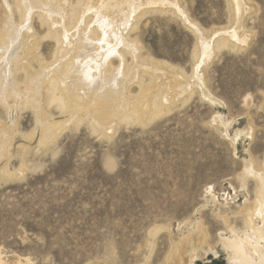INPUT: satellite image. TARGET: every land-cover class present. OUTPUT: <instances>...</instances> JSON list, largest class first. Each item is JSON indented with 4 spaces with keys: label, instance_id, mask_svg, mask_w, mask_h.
<instances>
[{
    "label": "rangeland",
    "instance_id": "374dc122",
    "mask_svg": "<svg viewBox=\"0 0 264 264\" xmlns=\"http://www.w3.org/2000/svg\"><path fill=\"white\" fill-rule=\"evenodd\" d=\"M179 2L189 18L208 32L215 26L230 31L228 0ZM4 3L0 0V27ZM252 3L255 12L245 19L252 34L249 45L222 48L203 72L208 93L223 103L206 99L201 90L207 91L199 84L170 113L146 125L123 122L113 135L94 130L85 117L65 128L54 126L44 138L63 128L57 138L40 143V126L50 118L63 121L65 113L45 94L39 104L44 115L38 114L29 98L32 91L24 88L31 80L21 68L23 62L9 70L0 65V129L10 125L13 110L18 121L8 142H3L6 154L0 157V168L6 164L9 172H25L18 178H2L0 170L4 259L11 264H169L182 246L180 240L192 232L184 223L200 219L208 241L203 244L206 248L198 247L195 264H228L220 237L227 235L226 225L219 214L226 211L233 216L231 211H239L246 198L254 199L256 176H247L245 187L240 178L247 174L246 163L252 160L260 168L264 160V0ZM40 32L41 54L51 61L53 39ZM130 36L138 40L143 56L169 61L192 74L197 39L178 14L151 12ZM245 36L243 32L241 40ZM4 52L0 62L9 50ZM131 57L127 55L128 62ZM113 59L118 66L119 59ZM29 63L34 71L41 69L37 60ZM141 75L144 85H153L148 84L149 75ZM9 79L17 82L18 91L23 88L24 100L18 108L19 99L1 92ZM137 83H129L134 95L140 94ZM85 99L90 100L88 105ZM85 99L74 97L79 116L104 107L102 101ZM219 114L232 122L230 135L248 126L252 136L243 134L233 145L224 135L225 128L213 123ZM24 143L27 148H21ZM232 223L239 229L245 225L240 217L232 218ZM209 247L218 254L203 252Z\"/></svg>",
    "mask_w": 264,
    "mask_h": 264
},
{
    "label": "bare ground",
    "instance_id": "6f19581e",
    "mask_svg": "<svg viewBox=\"0 0 264 264\" xmlns=\"http://www.w3.org/2000/svg\"><path fill=\"white\" fill-rule=\"evenodd\" d=\"M228 1L231 12L228 28L231 32L220 29L221 26H215L213 30L211 29L212 32H208L189 18L179 0H12V4L4 0L5 13L0 27V57L5 50L9 52L3 57L0 65H6L9 70L12 64L23 62L21 68L26 70L27 78L31 80L29 87L24 88H27L28 92L32 91L29 98L33 100L38 114L44 115L39 104L45 94L50 103L56 102L61 112L65 113L66 118L63 121L50 118L40 126L42 133L40 143L54 141L59 131L70 122L85 117L94 130H100L101 134L103 131L106 136L110 133L113 135L123 122H127V125L128 123L146 125L170 113L178 103L183 104L187 101L186 96H192L199 84L203 86L201 89L209 91L203 72L216 56V52L224 47L239 50L249 45L252 34L247 32L245 19L255 12L253 0ZM151 12L176 13L195 33L197 39L193 59L195 65L191 75L169 61L150 55L143 56L138 40L131 38L130 31L136 29L141 18ZM16 13L19 15L18 19ZM40 29L46 32L45 37L53 39V48H55L51 61H46L41 54L44 36L40 37ZM243 32L246 33L247 38L245 36L241 40L240 36ZM92 37H101V39L93 41ZM128 54L132 56V62L126 59ZM111 56L119 59L118 66L114 64L115 60ZM26 57L28 61H24ZM32 59L39 62L41 67L39 71H34L33 64L29 63ZM141 73L149 75L148 84L153 85H144L146 80H143ZM120 80L122 84L117 85L116 82L119 84ZM130 82H139V95L131 92L133 90L129 87ZM16 84L17 82L12 84L9 79L1 92L7 94V97L14 96L19 99L15 106L18 108L23 99V88L18 91ZM208 91L204 94L201 90L206 99L214 101L213 103H223ZM74 97L96 99L104 102V107L93 112L88 109L91 114L79 116L75 113L77 110L73 105ZM89 101L85 99V105H88ZM14 113L13 110L10 125L0 129V145H2L0 157L6 154L3 153L6 151L3 142H8V137L11 136L10 130L18 122ZM213 123L217 128L221 126L225 128L223 133L233 145L243 134L252 136V132L247 130L248 126L237 130L235 135H230L228 130L232 122L227 121L222 114H219L217 119H213ZM61 125H63L62 129L53 130L44 138L54 126ZM20 146L28 147L25 143ZM262 164L263 166L258 168L250 160L245 167L247 174L240 178L245 187L247 176H256L254 199L246 198L244 206L240 207L239 211L235 213L231 211L233 216L226 211L225 214H219L226 225L227 235L221 234L220 237L223 249L228 253V264H264V160ZM0 170L3 174L2 178L20 177L24 172L20 174L9 172L6 164L1 166ZM238 217L245 224L243 229L237 228L232 223V218ZM187 222L184 224H190L192 232L180 240L182 246L176 255L170 258L169 264H195V259L199 257L198 247L208 241V231L202 220ZM209 251L218 254L213 247L204 249L203 252L207 254ZM0 264H11L7 258L2 257L1 251ZM17 264L22 262L19 261Z\"/></svg>",
    "mask_w": 264,
    "mask_h": 264
}]
</instances>
